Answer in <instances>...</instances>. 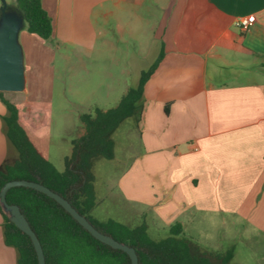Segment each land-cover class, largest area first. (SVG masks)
<instances>
[{
    "label": "crops",
    "instance_id": "0c3cea01",
    "mask_svg": "<svg viewBox=\"0 0 264 264\" xmlns=\"http://www.w3.org/2000/svg\"><path fill=\"white\" fill-rule=\"evenodd\" d=\"M6 2L17 10L14 0ZM41 6L51 21L50 39L28 33L26 26L19 33L25 89L15 107L29 140L62 172L73 141L85 133L80 121V132L63 142L59 159L49 146L55 142L32 125L34 105L49 103L44 89L45 75L54 66L53 41L72 46L101 67L116 57L113 65L123 72L120 100L162 55L144 85L139 121L124 120L111 137L113 158L93 163L91 215L110 219L94 214L101 193L97 163L121 165L115 186L127 207L118 213L124 225H145L148 236L159 241L180 224L178 238L213 258L232 250L230 264H244L237 262L231 238L238 227L252 251L255 241L264 246V0H41ZM250 15L255 17L250 28L235 26L237 18ZM166 71L170 81L162 78ZM2 95L0 167L18 159L6 136ZM125 124L135 131L127 139L131 143L122 146L118 137ZM226 225L228 238L222 232ZM206 229H213L212 236ZM17 260V250L4 242L0 214V264ZM258 260L262 263L264 255Z\"/></svg>",
    "mask_w": 264,
    "mask_h": 264
},
{
    "label": "trees",
    "instance_id": "16d2710c",
    "mask_svg": "<svg viewBox=\"0 0 264 264\" xmlns=\"http://www.w3.org/2000/svg\"><path fill=\"white\" fill-rule=\"evenodd\" d=\"M14 4L24 18L27 32L44 41L49 40L52 25L42 9L41 0H14ZM161 59L162 55L152 67L141 73L138 86L129 89L115 108L107 111L96 109L93 115L80 116L85 133L73 141L71 155L65 159L62 172L57 171L29 140L18 122L17 108L2 99L7 110L3 118L6 136L16 149L18 159L0 167V190L7 182L18 180L47 187L67 200L100 233L132 247L138 264H230L232 250L213 258L190 240L178 238L182 233L180 224L170 227L169 237L154 241L148 236L145 225L130 228L113 219L99 221L91 215L95 206L93 163L98 159L113 158L114 142L111 137L124 120L135 118L139 121L144 85L155 73ZM6 202L17 206L24 215L41 244L45 264H130L124 252L93 238L46 195L33 189L14 187L7 191ZM0 214L4 220V242L17 250V264H37L30 238L10 222L1 206Z\"/></svg>",
    "mask_w": 264,
    "mask_h": 264
},
{
    "label": "rangeland",
    "instance_id": "374dc122",
    "mask_svg": "<svg viewBox=\"0 0 264 264\" xmlns=\"http://www.w3.org/2000/svg\"><path fill=\"white\" fill-rule=\"evenodd\" d=\"M51 46L55 52L54 66L45 75L46 89H44V92L47 91L46 94L49 96L47 98L49 103L34 105L31 122L39 132L49 135L55 142V145L50 144L49 146L54 149V154L61 159L65 150L63 142L75 139L80 132V116L82 114H93L95 109H112L120 102V95L118 96L120 88L117 86L121 83L123 72L120 71L119 66L113 65L116 57H108L107 66L101 67L99 62L79 53L68 44L53 41ZM170 76L166 71L162 78L165 77L166 81H170L172 78ZM162 78L160 76L158 79ZM2 97L16 107H19L20 102L24 100L22 93L3 94ZM133 130L134 128L130 125H124L118 137L120 145L131 143V140L128 143L127 139L129 136L132 138L131 132L135 131ZM133 136L136 143L137 137L135 134ZM102 164L97 163L96 165V169H99L101 193L94 214L98 219L110 218L122 223L118 213L126 210L127 207L116 196L115 186L116 179L122 171L121 165L105 160ZM6 215L8 216L7 213ZM205 227L207 228V226ZM228 229V225L222 228L226 238L230 236ZM241 229V226L238 227V232L231 236V238L235 236L236 239V243H234L237 244V262L264 264V261L260 263L258 260V255H264V246L261 245V242L254 240L252 245L255 249L252 251L241 239ZM212 231L213 229H206L205 233L212 236ZM213 244L217 245L218 242H213ZM224 246L221 245L219 248Z\"/></svg>",
    "mask_w": 264,
    "mask_h": 264
},
{
    "label": "water",
    "instance_id": "95a60500",
    "mask_svg": "<svg viewBox=\"0 0 264 264\" xmlns=\"http://www.w3.org/2000/svg\"><path fill=\"white\" fill-rule=\"evenodd\" d=\"M25 26L22 14L10 8L6 0H0V93H20L25 89L24 58L19 44V33ZM14 187H25L46 195L60 205L93 238L114 250L124 252L129 257L130 264H138V257L132 247L100 233L67 200L47 187L25 180L7 182L0 190L1 210L5 215L8 214L10 222L18 230L30 238L37 257V264H45L40 242L19 208L6 202L7 191Z\"/></svg>",
    "mask_w": 264,
    "mask_h": 264
},
{
    "label": "built area",
    "instance_id": "2783aa9c",
    "mask_svg": "<svg viewBox=\"0 0 264 264\" xmlns=\"http://www.w3.org/2000/svg\"><path fill=\"white\" fill-rule=\"evenodd\" d=\"M255 23V17L253 15L246 17H239L235 21V26L241 30H247Z\"/></svg>",
    "mask_w": 264,
    "mask_h": 264
}]
</instances>
